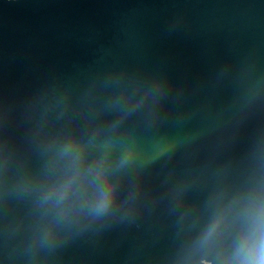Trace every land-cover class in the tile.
I'll return each mask as SVG.
<instances>
[{"label": "water", "instance_id": "1", "mask_svg": "<svg viewBox=\"0 0 264 264\" xmlns=\"http://www.w3.org/2000/svg\"><path fill=\"white\" fill-rule=\"evenodd\" d=\"M0 264H264V0H0Z\"/></svg>", "mask_w": 264, "mask_h": 264}]
</instances>
